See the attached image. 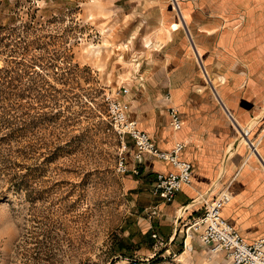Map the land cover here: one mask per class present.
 <instances>
[{
	"label": "rangeland",
	"instance_id": "rangeland-1",
	"mask_svg": "<svg viewBox=\"0 0 264 264\" xmlns=\"http://www.w3.org/2000/svg\"><path fill=\"white\" fill-rule=\"evenodd\" d=\"M142 2L0 0V264H221L187 224L166 244L159 199L116 171L106 97Z\"/></svg>",
	"mask_w": 264,
	"mask_h": 264
},
{
	"label": "crops",
	"instance_id": "crops-1",
	"mask_svg": "<svg viewBox=\"0 0 264 264\" xmlns=\"http://www.w3.org/2000/svg\"><path fill=\"white\" fill-rule=\"evenodd\" d=\"M142 1L152 24L145 34L141 24L120 52L116 46L114 68L125 69L119 80L130 89L129 119L161 152L182 144L179 158L192 167L189 186L169 203L155 201L165 243L177 242L182 225L216 199L247 242L264 239V0ZM127 150L135 166L130 139ZM138 168L126 177L148 196L156 174L175 172L147 154Z\"/></svg>",
	"mask_w": 264,
	"mask_h": 264
},
{
	"label": "built area",
	"instance_id": "built-area-1",
	"mask_svg": "<svg viewBox=\"0 0 264 264\" xmlns=\"http://www.w3.org/2000/svg\"><path fill=\"white\" fill-rule=\"evenodd\" d=\"M129 94V87L121 86L115 98L108 95L106 97L110 126L122 143L116 171L122 176H138V164L143 162L145 154L169 162L175 172L156 174L151 188L153 197L169 203L178 190L191 184V164L179 158V153L183 149L182 144L176 145L170 153L161 152L156 149L145 133L138 130L136 122L128 117V106L124 98ZM168 112L171 127L174 130L180 129L181 121L178 110L171 107ZM129 139L134 147L135 166L132 167L129 166L127 156L124 154L128 149ZM224 203L225 200L216 199L209 205H205L202 215L192 218L185 226L184 243L196 237L200 245L205 247L211 256L221 257V264H264V239L247 242L221 217V207ZM191 249L190 245L185 244V251Z\"/></svg>",
	"mask_w": 264,
	"mask_h": 264
},
{
	"label": "bare ground",
	"instance_id": "bare-ground-1",
	"mask_svg": "<svg viewBox=\"0 0 264 264\" xmlns=\"http://www.w3.org/2000/svg\"><path fill=\"white\" fill-rule=\"evenodd\" d=\"M114 32H115V30L113 31V33H109L108 36H109V37H112V35L114 34ZM186 253H187V251H186ZM186 253H185V254H186ZM219 257H220V256H219Z\"/></svg>",
	"mask_w": 264,
	"mask_h": 264
}]
</instances>
